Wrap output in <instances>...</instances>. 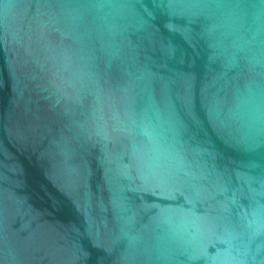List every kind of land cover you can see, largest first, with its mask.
<instances>
[{"label":"water","instance_id":"water-1","mask_svg":"<svg viewBox=\"0 0 264 264\" xmlns=\"http://www.w3.org/2000/svg\"><path fill=\"white\" fill-rule=\"evenodd\" d=\"M0 264H264V0H0Z\"/></svg>","mask_w":264,"mask_h":264}]
</instances>
